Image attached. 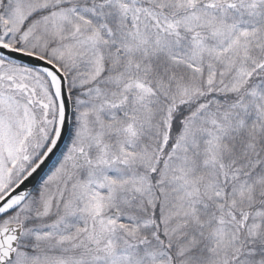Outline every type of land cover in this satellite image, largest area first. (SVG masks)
<instances>
[{
	"label": "snow or ice",
	"instance_id": "obj_1",
	"mask_svg": "<svg viewBox=\"0 0 264 264\" xmlns=\"http://www.w3.org/2000/svg\"><path fill=\"white\" fill-rule=\"evenodd\" d=\"M0 264H264V0H0Z\"/></svg>",
	"mask_w": 264,
	"mask_h": 264
}]
</instances>
